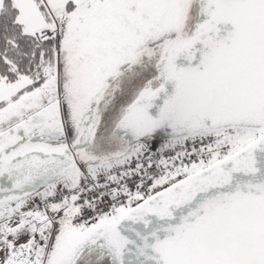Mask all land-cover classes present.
<instances>
[{"label": "snow or ice", "instance_id": "6c2138e0", "mask_svg": "<svg viewBox=\"0 0 264 264\" xmlns=\"http://www.w3.org/2000/svg\"><path fill=\"white\" fill-rule=\"evenodd\" d=\"M0 264H264V0H0Z\"/></svg>", "mask_w": 264, "mask_h": 264}]
</instances>
